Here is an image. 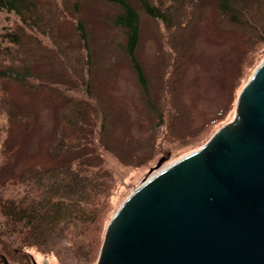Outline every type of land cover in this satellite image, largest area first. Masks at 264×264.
I'll return each instance as SVG.
<instances>
[{"label":"trees","instance_id":"trees-1","mask_svg":"<svg viewBox=\"0 0 264 264\" xmlns=\"http://www.w3.org/2000/svg\"><path fill=\"white\" fill-rule=\"evenodd\" d=\"M205 4L216 29L241 40L227 79L239 92L264 59V0H0V264H36L30 248L57 264H95L129 171L177 157L178 148L209 134L223 115L181 131L176 86ZM143 25L159 43L155 80L138 56ZM121 62L133 71L149 117L145 141L133 138L126 150L110 141L115 112L95 86L97 74L110 76ZM6 83L29 100L5 93ZM39 91L57 100L73 137L53 133L49 154L60 156L58 164L2 177L15 150L12 134L34 122L31 97Z\"/></svg>","mask_w":264,"mask_h":264},{"label":"water","instance_id":"water-1","mask_svg":"<svg viewBox=\"0 0 264 264\" xmlns=\"http://www.w3.org/2000/svg\"><path fill=\"white\" fill-rule=\"evenodd\" d=\"M95 264H264V59L234 117L123 200Z\"/></svg>","mask_w":264,"mask_h":264},{"label":"rangeland","instance_id":"rangeland-1","mask_svg":"<svg viewBox=\"0 0 264 264\" xmlns=\"http://www.w3.org/2000/svg\"><path fill=\"white\" fill-rule=\"evenodd\" d=\"M158 47L159 43L154 32L143 25L138 56L153 80L157 76ZM241 48L239 37L216 29L213 9L209 4H205L196 25L193 54L184 64L183 75L176 81L179 102L185 111L178 128L181 131L194 132L206 121L216 116H223L214 121L211 131L203 139L183 149L178 148L176 153L181 152V154L177 157L171 156L170 159L151 168L147 166L131 169L125 178V184L119 185L113 198L114 208H117L145 179L173 160L202 146L206 142H203L205 138L212 135L220 124L234 117L239 92L229 86L227 79L238 62ZM5 85V93L21 98V101L29 100L24 98L18 86L10 83ZM95 86L102 90L105 99L115 112L114 129L110 138L112 144L126 150L127 143L133 138L145 141L148 136L149 117L140 97L134 73L128 63L121 62L110 76L103 77L97 74ZM31 101L36 111L34 122L22 135L13 132L11 139L15 150L2 177L29 168L58 164L60 156L49 154L53 133L62 130L67 134V140L73 137L72 127L60 120L56 112L57 100L54 97L39 91L32 95ZM228 103H232L231 108L222 113L224 107H228ZM28 254L36 264H57L54 255L43 254L35 248H30Z\"/></svg>","mask_w":264,"mask_h":264}]
</instances>
